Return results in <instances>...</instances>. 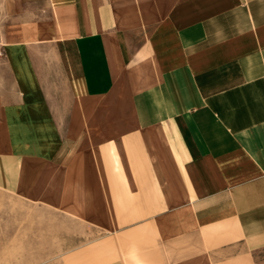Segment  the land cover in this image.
Returning <instances> with one entry per match:
<instances>
[{"label": "crops", "instance_id": "obj_1", "mask_svg": "<svg viewBox=\"0 0 264 264\" xmlns=\"http://www.w3.org/2000/svg\"><path fill=\"white\" fill-rule=\"evenodd\" d=\"M0 195L79 264H264V0H0Z\"/></svg>", "mask_w": 264, "mask_h": 264}, {"label": "rangeland", "instance_id": "obj_2", "mask_svg": "<svg viewBox=\"0 0 264 264\" xmlns=\"http://www.w3.org/2000/svg\"><path fill=\"white\" fill-rule=\"evenodd\" d=\"M79 225L73 223L72 247L65 245L49 208L0 195V264H79L91 249Z\"/></svg>", "mask_w": 264, "mask_h": 264}]
</instances>
